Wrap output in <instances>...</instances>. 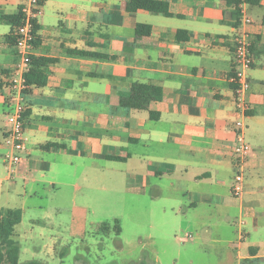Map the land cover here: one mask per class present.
I'll return each instance as SVG.
<instances>
[{
    "label": "crops",
    "instance_id": "0c3cea01",
    "mask_svg": "<svg viewBox=\"0 0 264 264\" xmlns=\"http://www.w3.org/2000/svg\"><path fill=\"white\" fill-rule=\"evenodd\" d=\"M126 1H39L31 53L46 82L30 85L25 95L26 149L11 176L23 184L15 194L65 183L63 173L78 165L84 166L83 176L96 180L105 174L106 161H130L135 195L154 199L171 191L172 202L162 205L171 221L201 204L210 210L219 205L228 217H242L240 224L261 229L259 240L234 246L239 264L259 259L264 264V151H254V146L264 149L261 141L246 138L254 145L249 143L252 151L245 160L244 189L239 195L231 190L235 114L230 77L241 16L235 26L230 0H162L166 12H129ZM20 7L21 0H0V152L7 147V81L16 60ZM243 8L251 20L246 30L252 54L251 108L243 120L260 136L264 0H247ZM136 23L148 24L150 32L136 35ZM34 68L32 63L29 71ZM135 82L159 86L161 99L139 109L121 105L120 97ZM6 165L0 157V176ZM11 177H0V208L8 207L1 199L11 192L2 182Z\"/></svg>",
    "mask_w": 264,
    "mask_h": 264
},
{
    "label": "rangeland",
    "instance_id": "374dc122",
    "mask_svg": "<svg viewBox=\"0 0 264 264\" xmlns=\"http://www.w3.org/2000/svg\"><path fill=\"white\" fill-rule=\"evenodd\" d=\"M245 133V139L264 143V135L258 136L252 125L249 130L245 127ZM259 146H254L256 153L264 151ZM7 151L3 148L0 157ZM6 164L0 177L12 176L16 165ZM104 165L100 179L83 176L84 166L78 165L63 173L60 180L65 183L21 196L15 194L23 184L21 178L13 174L3 179L2 187L11 193L2 197V205L23 210L13 236L19 247L18 264L33 260L43 264H239L234 245L242 242L244 247L263 235L261 229L240 224L242 217H228L219 205L210 210L201 204L186 218L171 221L162 210V205L172 202L171 191L151 200L147 194L135 195L130 161ZM188 233L192 238L183 241ZM255 262L263 263L262 259Z\"/></svg>",
    "mask_w": 264,
    "mask_h": 264
},
{
    "label": "built area",
    "instance_id": "2783aa9c",
    "mask_svg": "<svg viewBox=\"0 0 264 264\" xmlns=\"http://www.w3.org/2000/svg\"><path fill=\"white\" fill-rule=\"evenodd\" d=\"M40 0H21V21L15 32L16 60L8 77V94L6 101L8 111L5 114L4 143L8 147L4 155L6 163L10 166L17 165L22 159V152L26 149L27 137L25 135V112L27 109L25 95L30 88L25 74L29 71L32 60V44L35 39V17L38 14ZM247 0H239L237 7L241 16V23L234 37L233 44V73L230 77L234 93V139L231 147L234 162V174L231 190L239 195L244 189L245 160L252 151L251 145L245 139L244 117L251 108L248 99L250 89L249 69L252 64L251 43L248 38L246 25L250 18L243 8ZM13 171V169H12ZM11 171V172H12ZM192 238L186 234L182 240Z\"/></svg>",
    "mask_w": 264,
    "mask_h": 264
},
{
    "label": "trees",
    "instance_id": "16d2710c",
    "mask_svg": "<svg viewBox=\"0 0 264 264\" xmlns=\"http://www.w3.org/2000/svg\"><path fill=\"white\" fill-rule=\"evenodd\" d=\"M239 0H230V4L234 6L233 18L234 25L238 26L240 21V13L237 7ZM254 0H249L252 3ZM125 8L129 12L135 10L149 9L167 11V3L162 0H127ZM21 21V13L19 14V22ZM150 32L148 24L136 23V35H147ZM15 40V37H14ZM35 68L28 71L25 76L29 85H43L46 82L44 71L39 67L40 62L33 59ZM162 97V90L159 86L144 83H133L129 94L120 97V104L129 108H143L146 103L151 100H158ZM112 159H122L118 156ZM21 220V210L19 208L1 207L0 208V264H18L19 247L13 239L15 226ZM26 264H43L39 261H29Z\"/></svg>",
    "mask_w": 264,
    "mask_h": 264
}]
</instances>
